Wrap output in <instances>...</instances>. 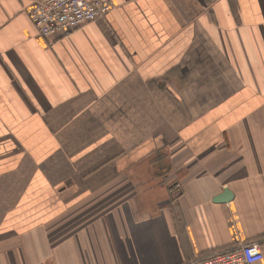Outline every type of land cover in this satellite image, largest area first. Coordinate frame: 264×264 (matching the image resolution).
I'll list each match as a JSON object with an SVG mask.
<instances>
[{"label":"crops","instance_id":"0c3cea01","mask_svg":"<svg viewBox=\"0 0 264 264\" xmlns=\"http://www.w3.org/2000/svg\"><path fill=\"white\" fill-rule=\"evenodd\" d=\"M110 1L0 0V264H264V0Z\"/></svg>","mask_w":264,"mask_h":264},{"label":"built area","instance_id":"2783aa9c","mask_svg":"<svg viewBox=\"0 0 264 264\" xmlns=\"http://www.w3.org/2000/svg\"><path fill=\"white\" fill-rule=\"evenodd\" d=\"M113 7L110 0H32L29 18L43 38L65 36L78 26L101 19ZM262 259L258 242L250 241L190 264H256Z\"/></svg>","mask_w":264,"mask_h":264},{"label":"water","instance_id":"95a60500","mask_svg":"<svg viewBox=\"0 0 264 264\" xmlns=\"http://www.w3.org/2000/svg\"><path fill=\"white\" fill-rule=\"evenodd\" d=\"M230 197H231V194L228 192V190H223V192L219 194L218 196H216L213 201L221 202L223 200L230 199Z\"/></svg>","mask_w":264,"mask_h":264}]
</instances>
